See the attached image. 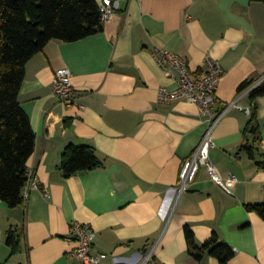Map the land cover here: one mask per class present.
Wrapping results in <instances>:
<instances>
[{
  "label": "crops",
  "instance_id": "obj_1",
  "mask_svg": "<svg viewBox=\"0 0 264 264\" xmlns=\"http://www.w3.org/2000/svg\"><path fill=\"white\" fill-rule=\"evenodd\" d=\"M102 25L76 41H49L26 64L19 98L36 132L28 167L40 187L15 207L0 198V263L80 264L72 230L78 220L96 232L93 253L106 254L91 264H134L153 247L148 264H222L190 254L186 226L200 244L217 233L235 251L228 264H264V219L247 208L264 202V169L243 147L264 150V95H243L213 131L211 160L223 176L236 175L233 193L204 166L180 193L182 167L210 115L186 99L159 101L160 88L177 87L180 74L154 56L155 47L165 48L186 60L192 75L207 70V57L217 60L224 74L211 108L218 115L242 83L264 78V2L121 0ZM65 67L74 89L69 105L53 88ZM69 144L94 147L102 166L65 177ZM11 229L20 239L14 254Z\"/></svg>",
  "mask_w": 264,
  "mask_h": 264
},
{
  "label": "trees",
  "instance_id": "obj_2",
  "mask_svg": "<svg viewBox=\"0 0 264 264\" xmlns=\"http://www.w3.org/2000/svg\"><path fill=\"white\" fill-rule=\"evenodd\" d=\"M102 24L97 0H0V198L12 207L25 204L28 160L36 146V132L19 98L26 64L49 41H76L101 31ZM252 84L253 81L242 83L240 92ZM249 93L253 100L263 96L264 79ZM250 122H256V114ZM243 147L264 169V150L254 144ZM102 164L94 147L69 144L62 155L61 169L65 177H70ZM247 208L264 219V202L247 204ZM185 233L190 254L198 261L211 255L228 264L235 255L234 249L221 241L217 233L201 244L189 226ZM7 242L11 253L19 250L16 229L8 232Z\"/></svg>",
  "mask_w": 264,
  "mask_h": 264
},
{
  "label": "built area",
  "instance_id": "obj_3",
  "mask_svg": "<svg viewBox=\"0 0 264 264\" xmlns=\"http://www.w3.org/2000/svg\"><path fill=\"white\" fill-rule=\"evenodd\" d=\"M121 0H101L100 9L102 21L105 22L111 19L120 9ZM154 56L157 62L168 71L169 67H174L180 74L179 84L177 87L170 89L162 86L159 90L158 99L161 102L169 103L174 100L186 99L191 102L199 104L203 112L210 115V125L194 152L185 160L180 174L179 192L187 190L190 184L195 180L198 170L204 166L211 179L227 193H233V184L237 181V177L231 174L228 177L223 176L211 160L210 150L215 145L213 131L225 114V111L236 106L237 101L245 94L249 93L253 88L259 85L260 82L252 84L250 87L241 91L238 98L229 103L226 109L215 116H212L211 104L215 101L216 91L219 82L224 74V68L217 61L207 57V70L192 75L188 70V63L186 60L177 54L161 47L154 48ZM54 95L57 100L64 104H71L73 101V81L71 70L67 67L59 69L56 72L54 79ZM40 183L32 169H28V183L25 186L23 195L25 202L28 201L30 193L33 189L39 188ZM49 196V192H45ZM72 230L78 242V246L74 251V255L79 259L80 264H91L100 261L106 254H94L93 246L96 237L95 230L90 224L81 221H74L72 223ZM155 249L151 248L149 251L142 254L140 259L134 264H148L153 258ZM133 264V263H130Z\"/></svg>",
  "mask_w": 264,
  "mask_h": 264
},
{
  "label": "water",
  "instance_id": "obj_4",
  "mask_svg": "<svg viewBox=\"0 0 264 264\" xmlns=\"http://www.w3.org/2000/svg\"><path fill=\"white\" fill-rule=\"evenodd\" d=\"M253 132L256 131V126L253 125L252 129H251ZM82 174L85 173V172H81Z\"/></svg>",
  "mask_w": 264,
  "mask_h": 264
}]
</instances>
